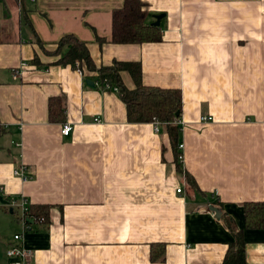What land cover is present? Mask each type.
<instances>
[{"label":"crops","instance_id":"obj_1","mask_svg":"<svg viewBox=\"0 0 264 264\" xmlns=\"http://www.w3.org/2000/svg\"><path fill=\"white\" fill-rule=\"evenodd\" d=\"M125 1L0 0V264L17 245L28 264H223L234 242L226 219L244 229L242 206L264 202V0H140L148 23L165 14L162 40L118 45L112 15ZM67 35L97 67L140 63L145 86L181 90V168L163 125L130 123L96 72L45 53ZM52 98L65 102L61 122L49 119ZM10 198L49 206L46 224L25 233ZM244 237L247 264H264V230ZM157 245L163 262L152 260Z\"/></svg>","mask_w":264,"mask_h":264},{"label":"trees","instance_id":"obj_2","mask_svg":"<svg viewBox=\"0 0 264 264\" xmlns=\"http://www.w3.org/2000/svg\"><path fill=\"white\" fill-rule=\"evenodd\" d=\"M148 13L140 0H126L121 9L112 15V42L118 45H141L158 43L162 40L161 31L148 23ZM2 42L0 31V43ZM100 43L104 41L99 40ZM58 58L60 66L71 68L84 73L85 70L97 73V83L103 90L118 89V93L127 107V117L130 123H153L158 120L169 134L176 148V163L182 167V152L180 150V119L183 109L181 90L147 87L142 82V67L140 63L121 62L115 60L110 66L97 67L86 43L74 35L61 39L53 52H47ZM127 72L135 82V89H128L122 79ZM65 102L62 98H52L49 102V119L51 122H61L65 119ZM220 204V203H219ZM244 229L237 230L231 219L226 223L231 229L234 242L223 264H247L245 230H264V202H248L243 206ZM49 206H30V213L36 218L48 219ZM39 224V223H37ZM46 224V223H44ZM36 225V224H34ZM152 260L163 262L165 259L164 246H154ZM156 253V254H155Z\"/></svg>","mask_w":264,"mask_h":264},{"label":"built area","instance_id":"obj_3","mask_svg":"<svg viewBox=\"0 0 264 264\" xmlns=\"http://www.w3.org/2000/svg\"><path fill=\"white\" fill-rule=\"evenodd\" d=\"M28 68V63L23 62L20 67L14 71V77L16 79H18L24 72L25 70ZM116 92H118V89L115 88L114 89ZM96 121H99V119H97ZM214 118L213 117H209V116H202L200 118V122L201 123H209V122H213ZM180 124H182V122H179ZM154 126H155V132L159 133L161 131V126L162 123L159 122L158 120H155L153 122ZM74 128L72 125L70 124H65L63 126L62 129V134L64 136H69L71 135V133L73 132ZM183 146L180 145V149H182ZM16 175L22 177L24 180H27L28 178H26L24 176V168H21L20 170H17L15 172ZM178 194L182 193V188H180L178 191ZM3 193V188L0 187V194ZM4 206L12 211L14 214H16V216L19 218V220L21 221V223L24 226V230L25 233L27 232H32L33 231V227L34 224H44L46 222V218L45 217H41V218H36L35 216H32L30 213V205L28 203L27 200H25L24 198H22L21 200L15 199V198H10L7 199V201L5 202ZM22 235H16L15 236V240L17 242H21L22 240ZM8 257L11 259V263L10 264H28L30 258L32 257V252L25 249L22 245H17L14 247H10L8 252H7Z\"/></svg>","mask_w":264,"mask_h":264},{"label":"water","instance_id":"obj_4","mask_svg":"<svg viewBox=\"0 0 264 264\" xmlns=\"http://www.w3.org/2000/svg\"><path fill=\"white\" fill-rule=\"evenodd\" d=\"M165 17V14H162V15H159V16H156L155 19H156V22L151 24L153 27H160V24H161V20ZM87 85L88 86H95V84L91 81H87ZM209 209L211 212L215 213V216L217 219H221V216H222V211H221V208L220 207H217V206H209Z\"/></svg>","mask_w":264,"mask_h":264},{"label":"rangeland","instance_id":"obj_5","mask_svg":"<svg viewBox=\"0 0 264 264\" xmlns=\"http://www.w3.org/2000/svg\"><path fill=\"white\" fill-rule=\"evenodd\" d=\"M16 216V215H15ZM17 217V216H16Z\"/></svg>","mask_w":264,"mask_h":264}]
</instances>
